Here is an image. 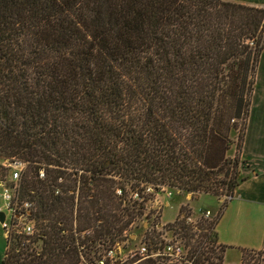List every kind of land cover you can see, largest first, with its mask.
<instances>
[{
  "label": "trees",
  "instance_id": "1",
  "mask_svg": "<svg viewBox=\"0 0 264 264\" xmlns=\"http://www.w3.org/2000/svg\"><path fill=\"white\" fill-rule=\"evenodd\" d=\"M263 48L264 7L228 0H0V157L29 163L20 200L43 243L16 263L115 246L166 186L232 197ZM228 202L200 225L216 241ZM188 216L173 226L192 237Z\"/></svg>",
  "mask_w": 264,
  "mask_h": 264
},
{
  "label": "built area",
  "instance_id": "2",
  "mask_svg": "<svg viewBox=\"0 0 264 264\" xmlns=\"http://www.w3.org/2000/svg\"><path fill=\"white\" fill-rule=\"evenodd\" d=\"M12 162L9 166L12 169V182L15 183L14 189L9 188L5 182H0L2 187L1 197L3 198L4 205H0V212L4 213L5 219L1 222L3 226V231L6 237V241L11 242L15 236L23 239V244L35 243L36 236L39 233L36 227L35 219L31 217L33 210V202L20 200L19 186L17 184L22 176V169L25 162L20 159L12 158ZM44 176V170H40V177ZM146 192L153 193L154 189L152 187H147ZM121 194V190H118ZM134 198L141 199L139 193L134 194ZM220 203L225 200H230L231 197L223 195L217 198ZM140 201V200H139ZM218 214V213H217ZM205 220H213V212L211 209H207L203 212ZM184 217V216H183ZM213 218V219H212ZM216 218V217H215ZM185 223L187 225H192L193 230H197L199 227L195 224L194 220L188 216L185 218ZM169 223L163 224L160 221L155 222L152 225V229L147 230L144 234V238L141 241V246L134 253L132 258L138 257V261L143 259H159L166 263L174 264H210V260L217 262L218 256L221 253V244L216 241L213 237L212 240L210 236L205 241L206 248L202 251H190L186 249L185 245L182 243L181 239L178 237L173 238L172 234L178 231L177 226H168ZM205 226V227H204ZM203 227L206 233L212 229L206 225ZM22 240V239H21ZM96 244V243H95ZM91 245L92 249L81 246V254L83 259L87 260V264H122L127 258L120 257L121 248L119 243L115 246H110L107 248L103 247L101 244ZM98 248L99 251H96ZM89 251L85 257L84 251ZM247 254L241 255L240 264H264V250H246ZM245 252V251H244ZM243 253V252H242ZM135 264V263H133ZM223 264L224 261H223Z\"/></svg>",
  "mask_w": 264,
  "mask_h": 264
},
{
  "label": "rangeland",
  "instance_id": "3",
  "mask_svg": "<svg viewBox=\"0 0 264 264\" xmlns=\"http://www.w3.org/2000/svg\"><path fill=\"white\" fill-rule=\"evenodd\" d=\"M260 82V81H259ZM260 87L264 88V81L263 78H261V82L259 85V92L258 96H263L264 93L260 91ZM258 108V101L254 108L255 112ZM257 123V117H254V120L251 124V127H253ZM234 140L233 144L231 146V149L228 150L229 158H234L238 153L236 149V144L238 142V136L236 133H234ZM252 137V134L250 135ZM16 159H20L19 155L15 156ZM12 158H5L0 157V182H5L9 188L14 189L15 183L12 182V169L9 166V164L12 162ZM23 161L22 159H20ZM27 165L29 163L27 162L26 165H24L22 169V174L26 171ZM243 166V163H240L239 168V176L241 167ZM43 169V168H42ZM1 184V183H0ZM18 186H20L19 181L17 182ZM2 187L0 185V205H4L3 198L1 197L2 193ZM146 194V191L142 192ZM144 197L142 196L141 199L137 200H143ZM221 203L218 201L217 197L212 196L211 194L207 193H200V196L198 198L195 197V194L191 192L186 191H180V189L177 188H171V187H163L160 191H158L154 197L145 200V209L143 214L140 216H136L134 221L130 223L126 231H123V235L121 240L119 241V245L121 248V254L120 257H123L125 259L124 263L122 264H133V260L135 258H132L134 253L138 250V248L141 246V241L144 238V234L147 230L152 229V225L155 222L160 221L161 217L163 222H168V226H173L174 224H178V222L175 223L176 220H180L181 215H189L195 222V224L199 227L197 230H192L195 235L193 234L192 237H186L183 235L178 234V232H175L172 234V237H178L181 239L182 243L185 245L186 249L196 250V251H202L204 248H206L205 241L208 239V236H210L211 241L212 237L214 238L215 229H212V233L210 234V231L208 233L205 232L203 227H200L201 222L203 221L202 218L204 217L203 212L207 209H211L213 212L215 218L217 216V213L220 212ZM183 210V212H181ZM212 218V219H213ZM161 220V221H162ZM173 220V221H171ZM205 227V226H204ZM3 226L0 222V260L2 257H6L9 253L16 254L13 258H8L10 260L11 264H17L16 258L20 256V258H23L25 256L24 254L18 255L16 251H14L15 247L18 245L19 248L24 251L25 249L29 248V252H35V250H40L42 248V241L36 240L35 243H28V247H25L24 245H21L16 242V239L13 238L11 242H8L5 240L3 236ZM92 235V232L89 231ZM87 233V234H88ZM125 234V235H124ZM79 235L82 237H85L86 234L83 232H79ZM81 242V240H80ZM79 243V242H78ZM14 244V246H13ZM5 245V248H4ZM82 246V245H81ZM81 246H79L81 248ZM13 247V248H12ZM195 247V248H194ZM82 249V248H81ZM25 252V251H24ZM82 253V252H81ZM243 256L247 254V251H243ZM18 255V256H17ZM86 257V253H84ZM240 252L236 249H230L227 250L225 254V260L223 258V261L225 263L228 261H234L239 262L240 259ZM83 256V255H82ZM19 258V257H18ZM241 262V260H240ZM240 262L238 264H240ZM78 264H87V260H84L83 257L81 258V262ZM226 264V263H225Z\"/></svg>",
  "mask_w": 264,
  "mask_h": 264
},
{
  "label": "crops",
  "instance_id": "4",
  "mask_svg": "<svg viewBox=\"0 0 264 264\" xmlns=\"http://www.w3.org/2000/svg\"><path fill=\"white\" fill-rule=\"evenodd\" d=\"M228 1L264 7V0ZM261 78L264 81V48L257 67L249 120L243 139L241 155L243 166L240 171V177L243 179L235 188L234 195L216 224L217 241L227 247L224 260L227 250L230 249L239 250L241 255L246 250H264V94L258 96ZM260 91L264 93V88L260 87ZM257 101L258 108L255 112ZM255 116L257 123L251 127ZM251 134L252 137H250ZM168 222L170 221H165L163 224ZM3 236L6 240L4 233ZM239 262L225 261L226 264H238Z\"/></svg>",
  "mask_w": 264,
  "mask_h": 264
},
{
  "label": "water",
  "instance_id": "5",
  "mask_svg": "<svg viewBox=\"0 0 264 264\" xmlns=\"http://www.w3.org/2000/svg\"><path fill=\"white\" fill-rule=\"evenodd\" d=\"M200 196V193L195 194V197L198 198ZM5 219L4 213L0 212V222H3Z\"/></svg>",
  "mask_w": 264,
  "mask_h": 264
}]
</instances>
